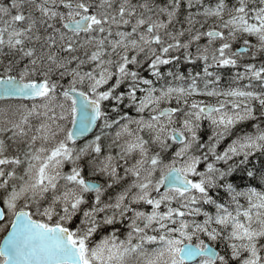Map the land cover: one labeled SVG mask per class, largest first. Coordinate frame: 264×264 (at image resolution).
<instances>
[{"label":"snow or ice","instance_id":"obj_1","mask_svg":"<svg viewBox=\"0 0 264 264\" xmlns=\"http://www.w3.org/2000/svg\"><path fill=\"white\" fill-rule=\"evenodd\" d=\"M0 264H264V0H0Z\"/></svg>","mask_w":264,"mask_h":264},{"label":"flooded vegetation","instance_id":"obj_2","mask_svg":"<svg viewBox=\"0 0 264 264\" xmlns=\"http://www.w3.org/2000/svg\"><path fill=\"white\" fill-rule=\"evenodd\" d=\"M205 42H206L205 40H202V41H201L202 44L205 43ZM182 66H183V65L180 66V69L182 68ZM225 73H227V72H225ZM229 78H230V74L227 73V79H225V78H224V79H225V80H228Z\"/></svg>","mask_w":264,"mask_h":264},{"label":"bare ground","instance_id":"obj_3","mask_svg":"<svg viewBox=\"0 0 264 264\" xmlns=\"http://www.w3.org/2000/svg\"><path fill=\"white\" fill-rule=\"evenodd\" d=\"M185 67H190V66L189 65H183L180 70L183 71ZM224 78L227 79V73H225V77Z\"/></svg>","mask_w":264,"mask_h":264},{"label":"trees","instance_id":"obj_4","mask_svg":"<svg viewBox=\"0 0 264 264\" xmlns=\"http://www.w3.org/2000/svg\"><path fill=\"white\" fill-rule=\"evenodd\" d=\"M190 67H191V66H190ZM190 67H185L183 71H184L185 73H187V72L190 70ZM224 77H225V74H224ZM238 182H239V181H237V183H238Z\"/></svg>","mask_w":264,"mask_h":264},{"label":"rangeland","instance_id":"obj_5","mask_svg":"<svg viewBox=\"0 0 264 264\" xmlns=\"http://www.w3.org/2000/svg\"><path fill=\"white\" fill-rule=\"evenodd\" d=\"M4 2H5V3H7V2H8V0H4ZM193 11H194V10H193ZM221 250H222V246H221Z\"/></svg>","mask_w":264,"mask_h":264}]
</instances>
